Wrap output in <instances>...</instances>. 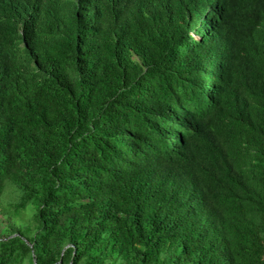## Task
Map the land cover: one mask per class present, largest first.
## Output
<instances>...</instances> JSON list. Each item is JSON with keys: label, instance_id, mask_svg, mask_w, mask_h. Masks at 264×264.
<instances>
[{"label": "trees", "instance_id": "1", "mask_svg": "<svg viewBox=\"0 0 264 264\" xmlns=\"http://www.w3.org/2000/svg\"><path fill=\"white\" fill-rule=\"evenodd\" d=\"M0 264H264V0H0Z\"/></svg>", "mask_w": 264, "mask_h": 264}, {"label": "rangeland", "instance_id": "2", "mask_svg": "<svg viewBox=\"0 0 264 264\" xmlns=\"http://www.w3.org/2000/svg\"><path fill=\"white\" fill-rule=\"evenodd\" d=\"M7 220L5 219V217H3L2 215H0V231L2 230V235H5L7 233H9L10 231L7 229Z\"/></svg>", "mask_w": 264, "mask_h": 264}]
</instances>
